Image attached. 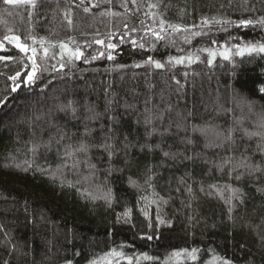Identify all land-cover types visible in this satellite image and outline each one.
Listing matches in <instances>:
<instances>
[{
  "label": "trees",
  "instance_id": "obj_1",
  "mask_svg": "<svg viewBox=\"0 0 264 264\" xmlns=\"http://www.w3.org/2000/svg\"><path fill=\"white\" fill-rule=\"evenodd\" d=\"M0 41V264H264V0H0Z\"/></svg>",
  "mask_w": 264,
  "mask_h": 264
},
{
  "label": "snow or ice",
  "instance_id": "obj_2",
  "mask_svg": "<svg viewBox=\"0 0 264 264\" xmlns=\"http://www.w3.org/2000/svg\"><path fill=\"white\" fill-rule=\"evenodd\" d=\"M4 2L6 4H20V3L31 2V0H4ZM85 11H88V9L85 8ZM240 23H241V25H247V24H250L251 21L242 20ZM154 35L158 36L159 34L158 33H154ZM4 40H7L9 43H14L15 46L17 48H19L20 51H22V52L26 53V52L29 51L28 46L25 45V44H21L19 42L20 38L17 37V36H5ZM96 43L100 44V43H103V41L97 40ZM2 47H3V42L0 41V48H2ZM61 47L67 52L69 57H74L75 59H80V57L83 55V53L79 49H75V50L68 49L67 45H63V44L61 45ZM108 47L109 48H114L115 45L109 44ZM236 47H237V53L236 54L240 55V56H243L245 54V52H248L249 54H251L253 52L264 53V45H258V46L257 45H248L246 48H240L239 46H236ZM31 51H32L33 55H35V51L36 50L35 49H31ZM45 55H47V50H45ZM101 55H103V53H101ZM210 55L213 58H215L216 53L215 52H210ZM220 55L223 56V58L225 60H228L229 57H230V50L229 49H225L223 52L220 53ZM0 59H11V57H0ZM29 59H32V57H29ZM93 59H95V57H93ZM109 59H112L111 55H109ZM180 62H182V61H180V60L177 61V63H180ZM208 63L211 64L212 60L210 59L208 61ZM156 67L160 68V67H162V65L157 62L156 63ZM33 68H34V70L32 72L25 74L26 75V80L24 82L26 84L30 85L31 83L34 82V80L36 78L35 61H34V59H33ZM20 77H21V73L17 72L16 75L13 76V77H10V79H12L13 81H16ZM18 87H19V85H17V87H13L11 89V91L12 92H16ZM259 91L261 93H264V86L260 87ZM5 103H6V98L0 99V105L5 104ZM69 103L71 104L72 102H69ZM61 110H63V109H61ZM88 112L92 113V115L87 116L86 119L91 120V119L98 118V114H95L94 109H92L91 107L88 108ZM73 116H74V118H77V117H75V109L74 108H73ZM177 126L179 127L180 125H177ZM194 131H201L202 134H204L205 136H208L209 134L213 133L214 130H212V129H194ZM215 134L219 135V133H215ZM251 135H258V134L257 133H252ZM259 147L260 146H258V148ZM262 150H264V149H262ZM242 166L243 167H249V165L247 163H244V162H242ZM251 168H252L253 171H260L261 170L260 167L257 166V165H251ZM249 174L251 175L252 172L250 171ZM124 215L127 216L128 213L126 212ZM148 238L151 239L152 237H148ZM112 255H118V254L117 253H112ZM67 264H71V262L69 261V262H67ZM91 264H96V262L93 261V262H91ZM224 264H231V262L225 260Z\"/></svg>",
  "mask_w": 264,
  "mask_h": 264
},
{
  "label": "rangeland",
  "instance_id": "obj_3",
  "mask_svg": "<svg viewBox=\"0 0 264 264\" xmlns=\"http://www.w3.org/2000/svg\"><path fill=\"white\" fill-rule=\"evenodd\" d=\"M12 44L14 45V47H16L14 43H12ZM16 49H17L20 53H23V54L27 57L28 64H29V71H28V73H30V72H32V71L34 70V68H33V59H34V61H35V72H36V78H37V76H38V74H39V68H38V66H37V64H36V59L34 58V55H33L32 53H29V51L25 53V52L20 51V49L17 48V47H16ZM3 50H4V45H3L2 48H0V51H3ZM223 51H224V50H223ZM223 51H222V52H223ZM220 53H221V52H219V53L215 56V58H216L217 56L223 58V56H221ZM230 55H231V53H230ZM29 57H32V59H29ZM210 58H211L212 60L215 59V58H213L211 55H210ZM180 61H182V60H180ZM176 63H177V62H176ZM178 64H183V61L180 62V63H178ZM36 78H35V80H36ZM25 80H26V77H25ZM25 80H24V81H25ZM35 80H34V82H35ZM34 82H33V83H34ZM33 83H31V84L29 85V84H26V83L24 82V86L29 87V86H32ZM103 264H111V262H110V261H105Z\"/></svg>",
  "mask_w": 264,
  "mask_h": 264
}]
</instances>
